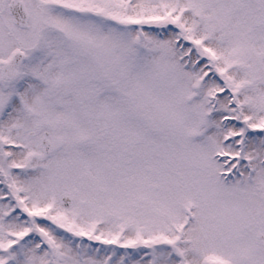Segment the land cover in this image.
<instances>
[{"label": "snow or ice", "instance_id": "snow-or-ice-1", "mask_svg": "<svg viewBox=\"0 0 264 264\" xmlns=\"http://www.w3.org/2000/svg\"><path fill=\"white\" fill-rule=\"evenodd\" d=\"M0 264H264V0H0Z\"/></svg>", "mask_w": 264, "mask_h": 264}]
</instances>
